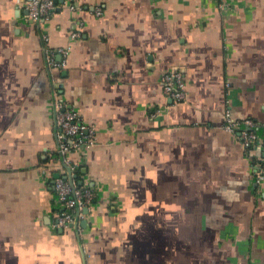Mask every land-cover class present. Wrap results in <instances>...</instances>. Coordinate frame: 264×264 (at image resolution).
<instances>
[{
    "label": "crops",
    "instance_id": "1",
    "mask_svg": "<svg viewBox=\"0 0 264 264\" xmlns=\"http://www.w3.org/2000/svg\"><path fill=\"white\" fill-rule=\"evenodd\" d=\"M55 2L39 23L0 0V264H264V150L221 127L228 108L264 137V0ZM53 83L95 129L69 153L96 191L79 231L53 226Z\"/></svg>",
    "mask_w": 264,
    "mask_h": 264
},
{
    "label": "built area",
    "instance_id": "2",
    "mask_svg": "<svg viewBox=\"0 0 264 264\" xmlns=\"http://www.w3.org/2000/svg\"><path fill=\"white\" fill-rule=\"evenodd\" d=\"M19 6L25 11V16L33 22H42L47 19L49 13L55 7V0H17ZM224 0H217L219 8H223ZM73 8L72 4H69ZM96 14L101 13L98 7ZM71 37L80 35V27H75ZM46 40V36H44ZM47 65L62 68L65 66L68 47L43 48ZM59 55L60 59L56 56ZM53 116L55 122V154L58 164L63 168L53 180V190L57 203V211L53 220L55 227L73 226L80 230V220L83 218L84 209L92 203L96 191L92 186L77 182L82 162L71 159L69 153L77 148H88L96 141L93 125L84 122L78 111L66 100L60 97L58 85L53 83ZM161 87L163 95L168 103L179 102L185 99L186 84L183 72L178 66L169 68L161 76ZM259 123L250 118L238 119L226 108L223 112L221 127L236 134L242 147L249 149L252 145L259 144L264 150V137L259 138L257 127ZM255 182L264 180V158L257 164L254 171Z\"/></svg>",
    "mask_w": 264,
    "mask_h": 264
},
{
    "label": "water",
    "instance_id": "3",
    "mask_svg": "<svg viewBox=\"0 0 264 264\" xmlns=\"http://www.w3.org/2000/svg\"><path fill=\"white\" fill-rule=\"evenodd\" d=\"M57 175H58V173H56V174L54 175V177L57 176ZM86 209H87V208H86ZM86 209H84V211H85Z\"/></svg>",
    "mask_w": 264,
    "mask_h": 264
},
{
    "label": "trees",
    "instance_id": "4",
    "mask_svg": "<svg viewBox=\"0 0 264 264\" xmlns=\"http://www.w3.org/2000/svg\"><path fill=\"white\" fill-rule=\"evenodd\" d=\"M79 174H80V171H79ZM94 200V199H93Z\"/></svg>",
    "mask_w": 264,
    "mask_h": 264
}]
</instances>
